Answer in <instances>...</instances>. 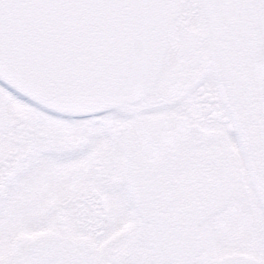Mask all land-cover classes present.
<instances>
[{
    "label": "snow or ice",
    "instance_id": "snow-or-ice-1",
    "mask_svg": "<svg viewBox=\"0 0 264 264\" xmlns=\"http://www.w3.org/2000/svg\"><path fill=\"white\" fill-rule=\"evenodd\" d=\"M0 264H264V0H0Z\"/></svg>",
    "mask_w": 264,
    "mask_h": 264
}]
</instances>
